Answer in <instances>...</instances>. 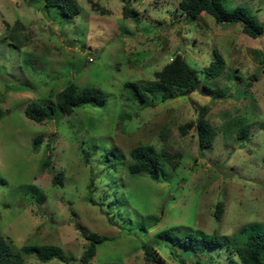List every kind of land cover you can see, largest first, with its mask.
Instances as JSON below:
<instances>
[{
  "label": "rangeland",
  "instance_id": "374dc122",
  "mask_svg": "<svg viewBox=\"0 0 264 264\" xmlns=\"http://www.w3.org/2000/svg\"><path fill=\"white\" fill-rule=\"evenodd\" d=\"M180 1L76 0L70 17L44 0H0V236L14 253L55 245L71 259L23 254L24 264H80L90 233L102 242L88 264H239L228 241L194 254L157 235L264 231V32L252 38L204 12L187 22ZM222 2L264 26V0ZM124 5L136 15L124 17ZM213 50L225 61L216 78L203 71ZM175 54L195 73L194 92L149 94L144 104L130 98L127 82H152ZM69 83L100 88L105 102L61 113L55 95ZM29 104L52 108L50 118L29 119ZM200 115L216 129L203 151L194 125L179 130ZM139 144L169 153L157 180L127 172ZM115 147L120 159L106 154Z\"/></svg>",
  "mask_w": 264,
  "mask_h": 264
},
{
  "label": "trees",
  "instance_id": "16d2710c",
  "mask_svg": "<svg viewBox=\"0 0 264 264\" xmlns=\"http://www.w3.org/2000/svg\"><path fill=\"white\" fill-rule=\"evenodd\" d=\"M45 9L58 8L59 15L74 16L79 13V6L76 0H44ZM178 10L184 16L187 22H192L202 13L211 15L217 23H227L230 25L240 24L242 32L252 38L261 36L264 32V26L243 7H235L228 10L222 0H181ZM124 17L136 15L134 10L123 6ZM18 24V22H16ZM9 40L18 41L16 34H11ZM225 69V61L222 55L213 50V58L207 66L203 68L206 76L216 78L222 74ZM154 80L148 84H138L127 82L125 87L128 89L129 96L140 104L147 102L149 94L159 92H169L174 89H182L187 93L194 92L198 86V79L195 73L188 67L185 59L175 54L171 60L160 70L154 72ZM164 98V96L162 97ZM105 93L97 87H78L73 83L67 84L55 95L57 108L61 113L71 114L73 109L82 105L101 106L105 102ZM52 108L42 105L29 104L24 109V114L31 120L41 122L50 118ZM2 112L0 110V116ZM194 125L197 134L198 147L200 151L212 145L216 136V129L211 122L200 115L196 122L185 123L179 127L182 134ZM37 139L34 141L36 144ZM35 146V145H34ZM88 160V152L83 150ZM113 154L120 159L122 153L118 147L110 149L107 153ZM130 162L127 164L129 174L146 173L152 180H157L163 173V161L169 156L166 150L160 154L156 153L154 148L149 145L139 144L129 151ZM48 166V161L40 165V169ZM174 166V165H173ZM59 174L58 182L61 180ZM223 212V203L218 202L215 206L214 217L219 220ZM182 228L176 227L181 232ZM88 240V245L79 257L80 264H88L96 253V247L102 242V238L96 233L84 235ZM157 237L165 240L174 247H179L183 251L191 253H205L211 248H222L226 241L232 245L234 254L237 255L239 264H264V231L256 226H242L237 235L233 238L220 237L216 232L205 234L200 231L190 232L185 236H179L173 231H162ZM144 248V247H143ZM33 255L38 261L46 263L52 259L61 261L71 260L65 257L62 250L55 245H27L14 253L8 240L0 236V264H24L22 255ZM145 260L152 263H158L155 254L144 250Z\"/></svg>",
  "mask_w": 264,
  "mask_h": 264
},
{
  "label": "built area",
  "instance_id": "2783aa9c",
  "mask_svg": "<svg viewBox=\"0 0 264 264\" xmlns=\"http://www.w3.org/2000/svg\"><path fill=\"white\" fill-rule=\"evenodd\" d=\"M89 60H91V58H89Z\"/></svg>",
  "mask_w": 264,
  "mask_h": 264
}]
</instances>
